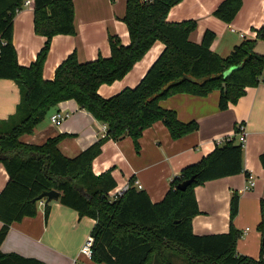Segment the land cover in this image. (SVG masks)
<instances>
[{
  "label": "trees",
  "instance_id": "16d2710c",
  "mask_svg": "<svg viewBox=\"0 0 264 264\" xmlns=\"http://www.w3.org/2000/svg\"><path fill=\"white\" fill-rule=\"evenodd\" d=\"M25 1L0 0V80L14 81L21 92L16 113L0 121V164L9 175L0 192V248L13 224L37 215L39 202L35 200L56 190L61 204L96 221L91 232L92 260L98 264H153L155 259L160 264H264V251L258 260L237 253L243 235L233 226L239 212L237 195L231 201L228 233L200 236L193 232L192 221L200 214L195 188L244 173L238 131L175 176L159 203H152L146 191L136 187L113 201L110 193L117 183L112 174L96 176L93 172V162L106 140L118 142L129 137L139 152L144 132L158 122L173 140L198 131L197 122H181L175 112L162 108L161 101L178 94L206 97L218 90L219 108L226 111L238 104L248 88L258 87L264 81V56L255 48L264 41V24L255 39H245L222 57L213 50V32L207 31L197 44L190 40L195 21L168 22L170 10L183 0H126L123 21L130 44L110 36L108 58L99 56L81 63L74 52L56 69L54 79L46 80L44 67L52 39L76 34L74 0H31L35 33L45 37L46 43L33 63L21 66L13 44V22ZM241 7L242 0H225L213 15L230 24ZM157 43L163 44L164 50L135 88L110 98L100 95L103 85L126 77ZM69 100L107 125L104 138L74 158L59 149L64 136L49 138L42 145L21 140L33 135L53 108ZM260 162L264 168V153ZM192 177L196 180L186 191L177 188ZM259 228L264 239V220ZM0 264L46 263L0 250Z\"/></svg>",
  "mask_w": 264,
  "mask_h": 264
},
{
  "label": "crops",
  "instance_id": "0c3cea01",
  "mask_svg": "<svg viewBox=\"0 0 264 264\" xmlns=\"http://www.w3.org/2000/svg\"><path fill=\"white\" fill-rule=\"evenodd\" d=\"M223 1L183 0L170 10L167 20L170 23L195 21L197 27L190 40L197 44L202 42L207 31L213 32L216 35L214 52L226 57L245 39L257 37V30L264 24V0H242V7L230 24L213 15ZM126 3V0H74L76 34L58 35L52 39L44 78L53 80L56 69L74 52L81 63L94 61L99 56L108 58L111 54L110 36L129 45V31L123 21ZM230 33H233L232 38L226 39ZM45 43L46 38L34 30V6L18 12L13 22V44L18 63L29 66ZM163 50L164 45L157 43L126 77L112 85H103L100 95L110 98L126 88H135ZM255 51L264 56V41L257 43ZM20 101L18 85L11 80H0V121L11 118ZM219 102L218 90L206 97L178 94L161 101L162 108L175 112L181 122H197L198 131L173 140L164 124L158 122L144 132L139 152L135 151L129 137L118 142L106 140L102 153L93 162V172L96 176L110 172L117 183L115 190L131 181L139 182L152 203H159L175 176L212 153L224 139L234 137L237 126L243 124L247 136L243 148L244 173L196 187L194 192L200 214L193 219L192 225L194 234L200 236L228 233L232 197L239 196V212L233 226L243 235L237 243V253L258 260L263 252L259 227L264 220V168L260 162L264 153V81L258 87L248 88L238 104L226 111L220 110ZM59 111L70 114L60 128L50 121V117ZM101 125L75 100H69L53 108L35 133L25 135L21 140L42 145L49 138L64 136L59 149L66 157L74 158L100 140ZM247 173L256 178L252 191L244 190ZM8 181V172L0 164V192ZM48 206L49 213L46 214L45 203L39 202L35 217H26L13 224L1 252L35 258L46 264H98L81 255V248L96 221L81 217L60 200ZM153 264L160 262L155 259Z\"/></svg>",
  "mask_w": 264,
  "mask_h": 264
},
{
  "label": "built area",
  "instance_id": "2783aa9c",
  "mask_svg": "<svg viewBox=\"0 0 264 264\" xmlns=\"http://www.w3.org/2000/svg\"><path fill=\"white\" fill-rule=\"evenodd\" d=\"M33 5V2L31 0H26L23 4V8L18 10V12H20L21 10H23L24 8H31ZM243 37V35H242ZM70 117V114L68 112L65 111H59L54 113L51 117H50V121L51 123L60 128L63 123ZM107 125L102 124L101 125V133L100 136L101 138H104L107 134ZM237 131H238V143L242 145V147L244 148V146L246 145V141H247V136L245 133V126L243 124H239L237 126ZM256 186V178L253 174H249L247 176V183L246 186L244 188L245 191H252ZM132 187H136L139 190L142 189V186L139 182H134L133 184L129 183L127 184L125 187L121 188V189H117L114 190L110 193V197L113 201L121 198L126 192H128V190ZM41 203H45V201L41 202ZM93 246H94V238L90 235L88 236V238L86 239L83 247L81 248V255L84 256L85 258L92 260L93 257Z\"/></svg>",
  "mask_w": 264,
  "mask_h": 264
},
{
  "label": "water",
  "instance_id": "95a60500",
  "mask_svg": "<svg viewBox=\"0 0 264 264\" xmlns=\"http://www.w3.org/2000/svg\"><path fill=\"white\" fill-rule=\"evenodd\" d=\"M231 72V71H230ZM230 72H228L226 75H228ZM223 87H226V84L223 85ZM196 178L192 177L189 180H186L184 182H182L181 184L178 185V189L180 191H186L190 186L193 185V183L195 182ZM60 200V193L56 190H52L50 192H46L43 193L41 196H39L35 201L38 202H43L45 201V205H48L52 202H57ZM263 251H264V239H263Z\"/></svg>",
  "mask_w": 264,
  "mask_h": 264
},
{
  "label": "rangeland",
  "instance_id": "374dc122",
  "mask_svg": "<svg viewBox=\"0 0 264 264\" xmlns=\"http://www.w3.org/2000/svg\"><path fill=\"white\" fill-rule=\"evenodd\" d=\"M231 34L233 35V33H230L229 37L226 38V39H231V38H232ZM46 61H47V60H46ZM132 142H133V141H132ZM133 144H134V143H133ZM133 146H134V145H133ZM134 149H135V146H134ZM135 151H136V149H135Z\"/></svg>",
  "mask_w": 264,
  "mask_h": 264
}]
</instances>
